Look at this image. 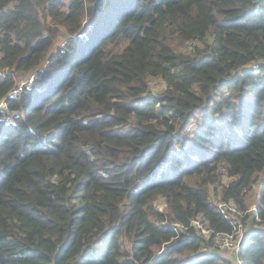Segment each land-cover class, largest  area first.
I'll use <instances>...</instances> for the list:
<instances>
[{
	"label": "trees",
	"instance_id": "1",
	"mask_svg": "<svg viewBox=\"0 0 264 264\" xmlns=\"http://www.w3.org/2000/svg\"><path fill=\"white\" fill-rule=\"evenodd\" d=\"M4 97L0 264H264V0H0Z\"/></svg>",
	"mask_w": 264,
	"mask_h": 264
},
{
	"label": "built area",
	"instance_id": "2",
	"mask_svg": "<svg viewBox=\"0 0 264 264\" xmlns=\"http://www.w3.org/2000/svg\"><path fill=\"white\" fill-rule=\"evenodd\" d=\"M195 42L197 43V41ZM255 67L257 66L254 65V68ZM33 78H34L33 76H30L28 79H25L20 83H16L12 88V90L8 93V95L10 96L17 95L24 88L25 84H31L33 82ZM0 110H2L1 111L2 117H4L8 121L12 119V115H11L12 112L10 111L8 100L5 97L2 100H0ZM222 205L224 204L220 203V207ZM228 208L231 212V215L232 213H236L243 216L247 211V210L246 211L237 210V208L232 203H229ZM253 210H255V207ZM222 212H224L223 209ZM225 215L227 214L225 213ZM255 220L260 221V217L257 214L255 215ZM195 225L200 228V231L203 234H206L207 236L211 235V230L201 227L198 221L195 222ZM245 227L246 226L240 222L231 232H216L213 235L215 246H217L219 249H230L232 250V252L236 253L237 250L240 248V243L244 235Z\"/></svg>",
	"mask_w": 264,
	"mask_h": 264
},
{
	"label": "rangeland",
	"instance_id": "3",
	"mask_svg": "<svg viewBox=\"0 0 264 264\" xmlns=\"http://www.w3.org/2000/svg\"><path fill=\"white\" fill-rule=\"evenodd\" d=\"M46 21L52 26V28L54 30L53 31L54 43H55L54 45L61 44L67 36V33H68L67 30L62 25H59V24H56L55 22H53L50 17H47ZM182 51H184V48ZM24 80H25V77H23V76L19 77V74L17 75V78H16L17 83H20ZM163 86H164V83H162L161 80H159V79H152L150 81V89L155 91V92H160L161 89L163 88ZM222 179H223V181L227 180L226 177H223ZM258 194H259V182L253 184V187L245 195V196H247L246 197V204L248 207L247 212L254 209ZM217 195H218L217 193H213V196H217ZM213 200L217 201L216 198ZM156 204L159 208H163V206H164L163 201L161 199H158L156 201ZM248 225H249V223H248ZM219 250L224 255L229 257L228 260H231L232 254H233L232 250H230V249H223V250L219 249ZM236 264H238L237 261H236Z\"/></svg>",
	"mask_w": 264,
	"mask_h": 264
}]
</instances>
